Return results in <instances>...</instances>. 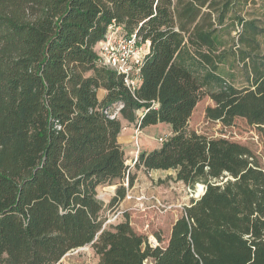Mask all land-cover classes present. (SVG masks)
<instances>
[{
    "label": "trees",
    "instance_id": "1",
    "mask_svg": "<svg viewBox=\"0 0 264 264\" xmlns=\"http://www.w3.org/2000/svg\"><path fill=\"white\" fill-rule=\"evenodd\" d=\"M252 3L0 0V264H61L86 245L96 264H264V168L248 146L188 128L208 93L209 119L243 117L264 138V56L250 51L263 27L248 18ZM113 21L150 42L134 90L98 62ZM241 61L248 76L238 86L221 71ZM123 121L172 130L139 152L137 168L205 186L166 246H151L128 219L105 225L97 188L136 179L119 142ZM126 191L121 183L111 205Z\"/></svg>",
    "mask_w": 264,
    "mask_h": 264
},
{
    "label": "rangeland",
    "instance_id": "2",
    "mask_svg": "<svg viewBox=\"0 0 264 264\" xmlns=\"http://www.w3.org/2000/svg\"><path fill=\"white\" fill-rule=\"evenodd\" d=\"M263 1L255 0L257 2L255 7H253V3L248 5V10H255V13L248 15V18L255 17L257 26L263 27V31L257 35L260 47H257L256 51L250 49L254 55L258 54L259 60L261 58L259 55L264 56ZM235 28L232 30L231 36L226 35L229 39V46L236 43L242 30L241 25ZM239 46L236 45L233 48L238 49ZM242 47L245 48V45ZM223 68L221 72L225 74L227 80H233L238 86L246 83L248 69L244 67L242 61L233 66H223ZM214 104L210 95L203 93L189 120L188 128L209 137H223L248 146L264 168V138L258 127L249 124L243 117L235 118L231 125H224L220 121L209 119L206 116V108ZM123 122L124 126L119 136V142L124 148L126 163L130 166L131 172L136 175V179L132 186H129L126 178L124 182L115 180L113 184L97 188V196L105 204L102 216L112 218L117 211H121L117 222L128 219L136 232L146 236L152 235L153 239L156 237L161 241L165 239L175 218L184 213L185 206L189 205L192 200L200 198L203 193L202 188L205 190V187L202 183L189 186L183 181H176L171 178L174 175L173 170L137 168L135 162L139 152L159 147L162 144L160 138H166L172 133V130L166 123L139 128L135 123ZM121 183L127 188L126 196L117 206L111 205V198L116 194V189ZM98 260L99 257L92 245H86L68 252L61 260V264H96Z\"/></svg>",
    "mask_w": 264,
    "mask_h": 264
},
{
    "label": "built area",
    "instance_id": "3",
    "mask_svg": "<svg viewBox=\"0 0 264 264\" xmlns=\"http://www.w3.org/2000/svg\"><path fill=\"white\" fill-rule=\"evenodd\" d=\"M97 50L99 64L111 67L122 74L128 87L134 90L142 80L141 68L150 51V42L143 43L137 32L127 34L122 25L113 21L108 25L106 34L99 42ZM116 114L117 112L109 116L114 118ZM160 139L163 142L165 138ZM120 214L121 211H117L112 218L108 216L105 225L116 223ZM155 239L152 235H148L151 246L161 245L156 237ZM144 264H153V261L147 258Z\"/></svg>",
    "mask_w": 264,
    "mask_h": 264
},
{
    "label": "crops",
    "instance_id": "4",
    "mask_svg": "<svg viewBox=\"0 0 264 264\" xmlns=\"http://www.w3.org/2000/svg\"><path fill=\"white\" fill-rule=\"evenodd\" d=\"M104 94H105V90H104V89H100V90H99V95H100V97H102ZM178 218H179V217L175 218V220H174L173 223L171 224L170 229H169V232H168L167 235L165 236V239H162L161 241H159V240L157 239V240L159 241L160 244L163 243V244H161L162 246H166V245H167V243H168V241H169V238H170V235H171L172 226H173L174 222H175Z\"/></svg>",
    "mask_w": 264,
    "mask_h": 264
},
{
    "label": "water",
    "instance_id": "5",
    "mask_svg": "<svg viewBox=\"0 0 264 264\" xmlns=\"http://www.w3.org/2000/svg\"><path fill=\"white\" fill-rule=\"evenodd\" d=\"M204 193H205V190H204V192L201 195H203Z\"/></svg>",
    "mask_w": 264,
    "mask_h": 264
},
{
    "label": "bare ground",
    "instance_id": "6",
    "mask_svg": "<svg viewBox=\"0 0 264 264\" xmlns=\"http://www.w3.org/2000/svg\"><path fill=\"white\" fill-rule=\"evenodd\" d=\"M203 187V186H202ZM203 192H204V188H202Z\"/></svg>",
    "mask_w": 264,
    "mask_h": 264
}]
</instances>
